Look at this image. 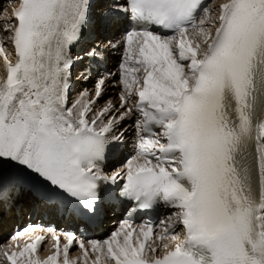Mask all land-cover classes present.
<instances>
[{"label": "snow or ice", "instance_id": "obj_1", "mask_svg": "<svg viewBox=\"0 0 264 264\" xmlns=\"http://www.w3.org/2000/svg\"><path fill=\"white\" fill-rule=\"evenodd\" d=\"M9 4L0 20V215L35 203L85 228L115 205L126 215L102 239L67 232L62 246L43 229L55 241L44 259L45 237L21 245L17 231L0 264H77L74 244L84 264L90 252V264H264V0ZM112 52L119 73L101 72ZM77 66L84 81L96 77L94 93L70 104ZM108 84L119 103L98 107ZM128 120L135 154L109 171ZM140 213L149 218L137 223Z\"/></svg>", "mask_w": 264, "mask_h": 264}, {"label": "bare ground", "instance_id": "obj_2", "mask_svg": "<svg viewBox=\"0 0 264 264\" xmlns=\"http://www.w3.org/2000/svg\"><path fill=\"white\" fill-rule=\"evenodd\" d=\"M220 2H221V0H213L212 3L215 5V4H219ZM9 8L10 7L8 5L3 7V10H2L1 13H3L5 9H7V14L0 16V20L7 19V15H9ZM0 35H2V33H0ZM9 55H10V58H11L12 57V50H11L10 46H9ZM4 75H5V69L3 67V60L0 59V76H4ZM78 90H81L80 93L85 91L84 89H81L80 85H77L75 87V89L73 90V92L71 93V95H70V104L72 102H75V100L79 97L80 93L76 94V92ZM86 90H89V91L94 93V88H89V89H86ZM105 96L107 97V99L105 101H100L98 107L104 106L105 103L108 100H112L113 103H117L118 104L119 103V99H118L119 87H113L111 84L106 85V87H105ZM124 128L127 129L126 133H128V130H129L128 121H126L124 123ZM37 208H38V205H35L34 203H30V204H28L26 206L25 211L19 212L18 215H14L13 212H7L5 214V216L0 215L1 216V219H0V236L2 234H4V233L8 232V231H11L13 229V227L18 224L17 221L15 220V218H18V219L22 218V221L19 224V225H21L22 223L26 222L27 212H29L30 209L35 211ZM110 213H111V210L107 213L106 217H108L110 215ZM53 253L54 252L51 250V246L49 245V246H47L44 249V251L40 252L38 254V256L41 259H44L48 255H51ZM69 258L71 260H76L77 264H84L83 255H81L80 253H70L69 254ZM92 259H95V254H90L89 255V264H90V261Z\"/></svg>", "mask_w": 264, "mask_h": 264}, {"label": "rangeland", "instance_id": "obj_3", "mask_svg": "<svg viewBox=\"0 0 264 264\" xmlns=\"http://www.w3.org/2000/svg\"><path fill=\"white\" fill-rule=\"evenodd\" d=\"M107 99V97L105 96L101 101H105Z\"/></svg>", "mask_w": 264, "mask_h": 264}]
</instances>
